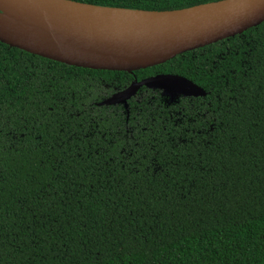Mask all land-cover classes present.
Returning a JSON list of instances; mask_svg holds the SVG:
<instances>
[{"label": "trees", "instance_id": "obj_1", "mask_svg": "<svg viewBox=\"0 0 264 264\" xmlns=\"http://www.w3.org/2000/svg\"><path fill=\"white\" fill-rule=\"evenodd\" d=\"M155 72L207 94L98 104ZM0 264H264V22L133 72L0 41Z\"/></svg>", "mask_w": 264, "mask_h": 264}, {"label": "water", "instance_id": "obj_2", "mask_svg": "<svg viewBox=\"0 0 264 264\" xmlns=\"http://www.w3.org/2000/svg\"><path fill=\"white\" fill-rule=\"evenodd\" d=\"M125 10L122 23L98 25L79 20L72 7ZM27 10H36L38 19L68 49L34 42L12 32L0 22V41L30 53L69 65L93 69L135 71L165 63L175 56L233 37L264 22V0H216L178 9H141L98 5L78 0H0V13L28 22ZM30 22V21H29ZM87 49L90 54L80 53ZM102 58L103 60H97ZM145 86L160 90L167 101L180 96L199 97L206 90L177 73H158L136 80L103 99L100 105L123 104Z\"/></svg>", "mask_w": 264, "mask_h": 264}, {"label": "bare ground", "instance_id": "obj_3", "mask_svg": "<svg viewBox=\"0 0 264 264\" xmlns=\"http://www.w3.org/2000/svg\"><path fill=\"white\" fill-rule=\"evenodd\" d=\"M77 13L82 10L83 18L79 20L87 23H98V25H113L122 23L128 18L127 12L125 10H118L114 8H99L95 9H86V7L76 6L72 7ZM28 18V22H20L17 21L15 18L11 17L10 15L0 13V22L10 31L16 32L23 37H26L34 42L68 49L73 47H68L59 37L50 33L44 27V21L41 22L38 19V14L36 10H27L25 14ZM30 21V22H29ZM80 53H86L87 55L90 54V51L87 49H79ZM97 60H103L102 58H97Z\"/></svg>", "mask_w": 264, "mask_h": 264}, {"label": "flooded vegetation", "instance_id": "obj_4", "mask_svg": "<svg viewBox=\"0 0 264 264\" xmlns=\"http://www.w3.org/2000/svg\"><path fill=\"white\" fill-rule=\"evenodd\" d=\"M139 70H140V69H139ZM135 71H136V70H135ZM132 72H133V71H132ZM158 73H164V72H155V73H153V74H150V75H147V76H144V77H141V78H138V76L135 75L134 79L130 82L129 85H131V83H133V82L136 81V80H141V79H143V78H146V77H149V76H153V75H156V74H158ZM129 85L125 86L124 88L128 87ZM142 87H145V86H142ZM142 87L138 90V92H137L135 95H133L130 99H128V108H126L125 105H123V104H114V105H105V106L123 105V106L127 109V111H128V110H129V107H130V102H131V100H132L134 97L138 96V98H140L142 95H144V94L147 93V92H142ZM124 88H122V89H124ZM146 88H147V87H146ZM122 89H116L114 92H110L109 95H105V96L103 97V99H105V98L111 96L113 93H115V92H117V91H119V90H122ZM148 89H150V88H148ZM153 90H155V89H153ZM146 91H148V90H146ZM100 102H101V101H100ZM100 102H98L99 105H100Z\"/></svg>", "mask_w": 264, "mask_h": 264}]
</instances>
